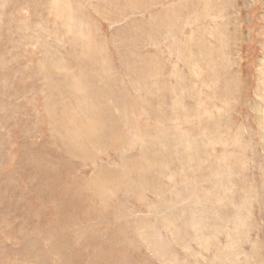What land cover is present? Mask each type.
Returning a JSON list of instances; mask_svg holds the SVG:
<instances>
[{
  "label": "rangeland",
  "instance_id": "obj_1",
  "mask_svg": "<svg viewBox=\"0 0 264 264\" xmlns=\"http://www.w3.org/2000/svg\"><path fill=\"white\" fill-rule=\"evenodd\" d=\"M0 264H264V0H0Z\"/></svg>",
  "mask_w": 264,
  "mask_h": 264
}]
</instances>
